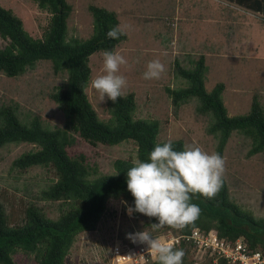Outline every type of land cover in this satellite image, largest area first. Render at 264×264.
Here are the masks:
<instances>
[{
    "label": "rangeland",
    "instance_id": "rangeland-1",
    "mask_svg": "<svg viewBox=\"0 0 264 264\" xmlns=\"http://www.w3.org/2000/svg\"><path fill=\"white\" fill-rule=\"evenodd\" d=\"M72 10L67 20V39L86 38L92 30L88 5L94 4L117 14L126 39L115 47L128 64L120 74L127 79L123 93L135 94V118L159 121L158 140L181 139L184 147L200 146L209 154L216 153V138L207 133L208 116L195 110L196 98L174 109L166 87L176 88L185 82L174 74V62L190 67L204 55L207 71L204 86L210 91L217 82L225 84L222 99L230 116L248 112L252 96L258 95L264 107V21L253 13L223 0H67ZM23 22L24 29L40 38L49 20V13L34 0H0ZM5 41L0 38V47ZM159 59L165 71L159 79L145 80L143 73L149 61ZM91 77L86 93L101 120L109 118L107 97L100 101L91 88V81L103 74V52L89 57ZM64 75L54 74L49 61H38L16 77L0 72V107L12 105L21 122L38 116L47 128L64 124V115L49 99L48 92L59 85ZM250 142L233 132L223 150L224 179L230 196L240 209L264 220V152L246 157ZM30 143L7 144L0 149V201L6 207L11 224L20 223L24 210L38 206L47 216L56 218L60 205L43 200L41 190L54 179V174L35 166L19 171L11 166L14 158L33 150ZM73 156L86 158L90 177L114 172L118 158L136 160V146L124 141L113 146L92 145L75 137L68 149ZM122 199H109L96 229L78 234L68 253L66 264H113L116 244L131 243L128 234L145 229L146 216H129ZM192 257V256H191ZM15 264H36L32 254L19 251ZM148 264V263H147Z\"/></svg>",
    "mask_w": 264,
    "mask_h": 264
},
{
    "label": "trees",
    "instance_id": "trees-1",
    "mask_svg": "<svg viewBox=\"0 0 264 264\" xmlns=\"http://www.w3.org/2000/svg\"><path fill=\"white\" fill-rule=\"evenodd\" d=\"M38 7L49 13V20L40 38L32 37L23 27L22 20L10 9L0 6V72L16 77L33 67L38 61H49L54 74L64 75L63 80L48 97L64 115V124L47 128L34 115L21 122L12 105L0 107V149L7 144L30 143L33 150L14 158L11 166L19 171L39 166L50 170L55 179L41 190L43 200L58 202L56 218L47 216L38 206L24 210L20 223L11 224L6 207L0 201V264H15L13 255L19 251L32 254L36 264H66L68 253L78 234L96 229L109 199H122L134 207V197L127 190L126 173L133 167V159L118 158L113 162L114 172L90 177L84 155L73 156L68 149L78 136L89 144L113 146L132 141L136 146V160L148 162L149 153L157 144L171 141L173 150L185 149L181 139L158 140L159 121L135 118V94H123L116 103L107 100L109 118H99L88 99L86 88L91 77L89 57L98 51H114L126 39L107 37L109 29L118 26L117 14L104 7L88 5L92 30L86 38L67 39V20L72 6L67 0H34ZM259 14L264 21V0H223ZM190 67L174 62V74L185 82L176 88L166 87L174 109L196 98L195 110L208 116L206 131L216 138V153L221 157L233 132L246 137L249 148L246 157L264 152V107L258 95L252 96L245 114L230 116L222 99L225 88L217 82L207 91L204 77L207 71L204 55L190 61ZM192 203L200 208L199 217L182 230L164 227L153 231L156 218L147 217L145 227L151 235L171 230L188 233L194 227L215 230L218 237L236 240L243 237L250 247L264 253V220L243 211L232 200L223 177L218 194L211 199L200 194L192 195ZM139 215L140 213H133ZM183 249V264H192L193 247L181 241L175 246ZM157 264L155 259L147 262ZM146 263V264H147ZM219 264H225L223 260Z\"/></svg>",
    "mask_w": 264,
    "mask_h": 264
},
{
    "label": "clouds",
    "instance_id": "clouds-1",
    "mask_svg": "<svg viewBox=\"0 0 264 264\" xmlns=\"http://www.w3.org/2000/svg\"><path fill=\"white\" fill-rule=\"evenodd\" d=\"M128 26H116L107 32V37L118 39L125 35ZM128 64L119 52H103L101 75L91 81V88L113 103L123 96L127 79L120 74L121 66ZM165 66L159 59L149 61L143 73L145 80L159 79ZM133 167L126 173L127 190L134 197V207L129 206V216L140 213L154 217L158 223L151 224L153 231L164 227L182 230L195 221L200 208L192 203V195L200 194L205 198H214L223 184L225 160L218 153L204 151L200 146L188 145L182 151L173 150L171 141L157 144L149 153L148 162L133 161ZM128 238L148 246L157 264H183V249L172 242L154 238L149 230L128 234Z\"/></svg>",
    "mask_w": 264,
    "mask_h": 264
},
{
    "label": "built area",
    "instance_id": "built-area-1",
    "mask_svg": "<svg viewBox=\"0 0 264 264\" xmlns=\"http://www.w3.org/2000/svg\"><path fill=\"white\" fill-rule=\"evenodd\" d=\"M152 236L172 242L174 246L181 241L189 243L193 247L192 264H219L220 260L225 264H264V253L260 248L250 247L243 237L233 241L218 237L213 229L206 231L194 227L188 233L168 230ZM147 248L146 244L132 240L126 247L116 244L112 250L113 264H146L154 259Z\"/></svg>",
    "mask_w": 264,
    "mask_h": 264
}]
</instances>
